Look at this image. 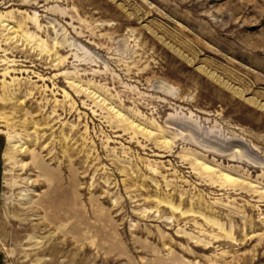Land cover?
<instances>
[{"label":"rangeland","instance_id":"1","mask_svg":"<svg viewBox=\"0 0 264 264\" xmlns=\"http://www.w3.org/2000/svg\"><path fill=\"white\" fill-rule=\"evenodd\" d=\"M0 264H264V0H0Z\"/></svg>","mask_w":264,"mask_h":264},{"label":"bare ground","instance_id":"2","mask_svg":"<svg viewBox=\"0 0 264 264\" xmlns=\"http://www.w3.org/2000/svg\"><path fill=\"white\" fill-rule=\"evenodd\" d=\"M17 147V146H16ZM24 147L22 146V149ZM28 149H24V154L27 153L28 154ZM22 152V151H21ZM37 156V155H36ZM35 157L34 154L32 155V158ZM43 161V160H41ZM38 162H36V160L31 164V165H28V164H24L22 163L21 166H19L20 168V171L21 172H26L28 170V168H37V169H41L39 168L38 166H36L35 164H37ZM34 165V166H32ZM50 172L52 171L51 169H49ZM51 173H54V172H51ZM59 179V178H58ZM37 183H39V181H32V179H20L18 181H16L15 183V186L17 187H24V186H27V187H31L33 185H38ZM56 186H54V189H58V188H63L62 190H64V185L65 183L61 182V179L58 180V182H56ZM42 185H48V188L46 192H44L39 198V205H40V209H37L36 207L34 206H30L28 208H22L21 210H19L18 208L16 209L15 207H9L8 210L11 211V213L14 215L13 217H9L7 215V217L4 219V228L5 230L7 231V229L9 227H12L13 225L15 224H27L29 226H31V230L33 233H39L40 230H41V227H43L42 224H35V225H32V224H28V219H29V215L28 214H32L34 212H38V211H41V210H44L45 211V218L44 220L48 223V225L44 226L45 228H49L50 225L54 224L56 225L58 223V221H65V220H69V217H68V206L66 205V199L68 198L67 197V194H66V191H62L61 190V193L59 192H55V190L53 188H51L53 185L50 184V183H39V186H42ZM32 203V200L29 201ZM65 203V204H64ZM61 204H64L62 206V209L61 208H57V206L61 205ZM23 205V204H21ZM15 210H19L20 212H23L25 213L24 215V218H21V216H18L15 212ZM14 211V212H12ZM19 218V219H18ZM18 221V222H17ZM62 231H64L63 229H61ZM46 252L48 251H42L41 254H45Z\"/></svg>","mask_w":264,"mask_h":264}]
</instances>
